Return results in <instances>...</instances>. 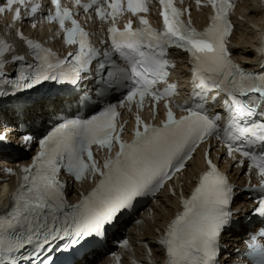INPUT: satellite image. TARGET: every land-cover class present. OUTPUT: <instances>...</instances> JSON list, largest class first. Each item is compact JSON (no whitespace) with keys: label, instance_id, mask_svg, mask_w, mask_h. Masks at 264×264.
<instances>
[{"label":"snow or ice","instance_id":"6c2138e0","mask_svg":"<svg viewBox=\"0 0 264 264\" xmlns=\"http://www.w3.org/2000/svg\"><path fill=\"white\" fill-rule=\"evenodd\" d=\"M150 2L0 0V14L11 13L5 28L17 38L9 42L0 36V98L12 104L9 117L0 102V145L10 146L9 137L16 136L23 149L38 146L18 173L0 168L19 180L0 209V264H56L53 251L75 252L105 242L124 216L136 212L140 198L165 189L180 208L163 229H155L162 264H221L222 234L237 215L232 205L238 192L227 171L232 167L247 170V191L259 196L253 212L264 222V32L255 49L258 69L247 70L229 48L234 0H194L197 9H209L202 29L194 26L191 4L185 7L183 0H157L154 27ZM25 20L32 29L53 25L50 39L61 42L63 54L25 35ZM90 21L102 32L107 25L102 47L91 39L95 32L86 30ZM170 50L188 57V87L182 90L178 79L169 82L178 66ZM85 81L98 100L119 92L118 103L89 106L85 99L89 114L81 115V94L60 93ZM121 109L134 116L130 139H125L128 121ZM35 112L57 117L39 138L19 131L20 117L26 121ZM198 150L205 167L187 180L192 188L186 195L188 162ZM261 239L264 229L246 242L243 255L249 264H264ZM137 242L144 246L147 264H159L148 241ZM119 247L113 264H123L124 254L133 252L129 239ZM129 264L143 262L130 256Z\"/></svg>","mask_w":264,"mask_h":264},{"label":"bare ground","instance_id":"6f19581e","mask_svg":"<svg viewBox=\"0 0 264 264\" xmlns=\"http://www.w3.org/2000/svg\"><path fill=\"white\" fill-rule=\"evenodd\" d=\"M243 35H242V51H244L247 55L251 54V50L245 46H249L252 44L253 41V32L251 31V27L249 25H245L243 27ZM37 113V112H35ZM34 114V113H33ZM44 113H39L38 115H43ZM198 163H200V160H197ZM235 171V170H234ZM163 218V215H160L158 212H155L154 218L150 220V223L146 222L145 229H148V235H149V241L151 244L154 241L152 236L155 233V229L158 227V222ZM148 224V225H147ZM145 234V231L143 232V235ZM155 245V244H153ZM156 255H158V252H156Z\"/></svg>","mask_w":264,"mask_h":264}]
</instances>
